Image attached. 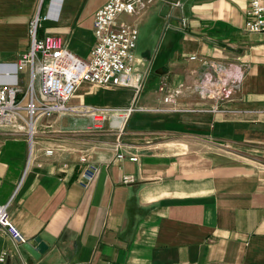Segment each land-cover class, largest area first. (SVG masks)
<instances>
[{
  "label": "crops",
  "instance_id": "crops-1",
  "mask_svg": "<svg viewBox=\"0 0 264 264\" xmlns=\"http://www.w3.org/2000/svg\"><path fill=\"white\" fill-rule=\"evenodd\" d=\"M108 1L60 0L58 21L43 20L37 35L60 36L87 59L95 14ZM50 2L0 0V64L30 52V25ZM249 2L156 0L137 20L139 27L152 10L168 11L146 73L179 90L175 104L159 87L138 104L148 78L142 83L137 72L139 91L82 83L69 102L107 114L113 131H90V112L54 115L30 148L27 114L0 128V204H9L27 242L41 237L49 246L36 260L4 234L0 264H264V33L244 31ZM30 84L29 70L21 72L24 105ZM224 84L215 112L204 87ZM83 157L99 168L87 190L78 183Z\"/></svg>",
  "mask_w": 264,
  "mask_h": 264
},
{
  "label": "built area",
  "instance_id": "built-area-1",
  "mask_svg": "<svg viewBox=\"0 0 264 264\" xmlns=\"http://www.w3.org/2000/svg\"><path fill=\"white\" fill-rule=\"evenodd\" d=\"M51 2L46 14L38 15L30 25L32 38L30 52L16 63L0 64V78L9 79L0 81V128L13 126L22 121L25 118L24 114H27L26 135L30 148H33L36 142L40 122L54 115L90 112L92 119L97 122L96 130L93 132L102 131L107 114L95 109H78L69 106L70 100L82 83L105 88H134L137 91L142 88L141 75L134 72L135 65L139 63L134 53L139 37L137 20L154 6L156 0H109L95 14L93 32L96 44L87 59L73 54L60 36L38 37V30L43 20L58 21L60 0ZM121 16H128L131 20H121ZM181 24L184 28L187 27L188 21L185 17L181 18ZM244 31L249 34L264 33V0H250ZM196 59V57L192 58V60ZM200 62L207 64L205 60ZM28 70L31 84L28 92L29 100L24 105L19 99L21 92L19 75ZM148 75L149 71L145 79ZM209 79L211 83L214 77L211 76ZM134 80L137 81V85L133 83ZM226 91H228L227 84L212 90L204 87L203 93L216 101L213 108L215 112L219 111L217 102L222 99ZM159 93L166 104H175L179 90H174L163 80L159 86ZM132 111L130 109L128 114L130 115ZM47 154L50 156L53 152L50 150ZM117 157L120 160L124 158L122 154H118ZM131 160L136 161L137 158ZM81 162L86 163L87 166L82 171L78 183L87 190L96 180L99 168L87 157L81 158ZM133 181L129 177L124 178V183ZM4 234L9 236L18 248L27 242L11 219L8 203L0 204V237ZM5 260L6 255L1 257L0 262L4 263Z\"/></svg>",
  "mask_w": 264,
  "mask_h": 264
},
{
  "label": "rangeland",
  "instance_id": "rangeland-1",
  "mask_svg": "<svg viewBox=\"0 0 264 264\" xmlns=\"http://www.w3.org/2000/svg\"><path fill=\"white\" fill-rule=\"evenodd\" d=\"M167 14L168 11L166 10H164V12H158L157 10L155 11L152 10L149 16L146 17L144 22L139 26V37L134 53L136 56L143 58V63L142 64L137 63L135 65L134 72H139L143 75L142 83L144 82L145 74L149 66V60L146 58V56L150 55L151 59H153L161 49L165 37V28L168 21ZM160 16L166 17V19H163V25L161 26V28H159V30L156 31L158 22H160ZM123 17H125V19L129 21V19L126 16ZM23 74L24 73L21 74V77H23L22 76ZM159 82H160L159 76L154 75V73L152 72L144 84V91L140 97L138 104L143 103L147 95L155 94V92L158 90ZM22 87L25 90L27 88V82H25V85L22 84ZM108 121L109 118H107V120L104 121L105 123V126L103 127L104 129H108V128L111 129L110 123Z\"/></svg>",
  "mask_w": 264,
  "mask_h": 264
},
{
  "label": "water",
  "instance_id": "water-1",
  "mask_svg": "<svg viewBox=\"0 0 264 264\" xmlns=\"http://www.w3.org/2000/svg\"><path fill=\"white\" fill-rule=\"evenodd\" d=\"M21 248L22 250L28 252L36 260H39L49 250L48 244H46L41 237H36L35 239L23 244Z\"/></svg>",
  "mask_w": 264,
  "mask_h": 264
},
{
  "label": "bare ground",
  "instance_id": "bare-ground-1",
  "mask_svg": "<svg viewBox=\"0 0 264 264\" xmlns=\"http://www.w3.org/2000/svg\"><path fill=\"white\" fill-rule=\"evenodd\" d=\"M133 83H134L135 85H137V81H136V80H134ZM107 118H108V117L106 116V118H104V121H106ZM96 124H97V122H96L95 120H93V126H92V128L89 129V130H90V131H94V130H96Z\"/></svg>",
  "mask_w": 264,
  "mask_h": 264
}]
</instances>
